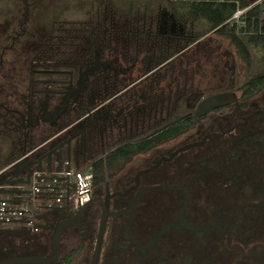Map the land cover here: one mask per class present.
<instances>
[{
  "label": "flooded vegetation",
  "instance_id": "flooded-vegetation-1",
  "mask_svg": "<svg viewBox=\"0 0 264 264\" xmlns=\"http://www.w3.org/2000/svg\"><path fill=\"white\" fill-rule=\"evenodd\" d=\"M103 58V48L98 45L89 69L80 67L76 74L71 70L60 72L64 78L58 83L55 78L32 77L31 87L25 92H30L25 103L23 97L26 94L23 93L17 98L18 106L8 107L0 101V110L8 109L14 113L12 128L23 133L24 145L18 157L20 160L14 163L18 167L15 173L22 168L21 161L24 165L30 163L29 154L69 129L67 134L53 140L43 153H36L33 162L63 142L66 143L61 151L53 150L50 157L55 153L63 155L65 151L77 163H83L77 156L88 162L94 154L99 158V138L104 129L107 130V124L101 120L100 125L105 128L99 131L102 116L99 98L89 105L82 99L81 91L89 86L92 75H99V67L109 65L124 69L134 65L128 63L125 67L120 58L114 64L106 63ZM2 66L0 61V73ZM33 71L34 75L55 73L40 68ZM162 79L166 82L161 76L155 84L165 88L166 92L168 85L162 86ZM55 84L59 87L55 88ZM242 84L229 89L238 91L237 99L204 115H198L196 111L197 124L205 123L198 132L194 131L196 125L184 134L187 136L184 142L169 144L180 136L162 145L164 148L160 146L151 151L156 156L149 155L145 167L136 170L129 167L111 179V191L122 193L112 198L111 207L122 212L109 218L108 236L103 242L99 264H264V89L244 98L240 89ZM127 88L116 94L114 100L126 93ZM41 94L46 97L38 99ZM133 98L140 100L141 94L133 95ZM57 101L59 103H55ZM132 102L117 108L118 114L114 111L112 118L118 120L126 110H132ZM51 128L54 130L46 142L31 148L37 134ZM190 143L194 144L187 146ZM24 157L27 158L22 160ZM143 169L149 170L140 172ZM152 185L162 186L149 187ZM105 194L106 187L96 191L95 196ZM101 214V204L91 202L83 211L81 221L67 226L61 237L64 233L73 235L71 228L79 224L90 229L94 238ZM72 217L74 214L66 210H55L54 229ZM8 230L0 232L3 239L0 261L11 257L5 252L4 237ZM85 249L86 244L66 264H92L94 251L91 257L81 259ZM43 253L50 255L52 249H44Z\"/></svg>",
  "mask_w": 264,
  "mask_h": 264
},
{
  "label": "trees",
  "instance_id": "trees-1",
  "mask_svg": "<svg viewBox=\"0 0 264 264\" xmlns=\"http://www.w3.org/2000/svg\"><path fill=\"white\" fill-rule=\"evenodd\" d=\"M237 1L241 6L249 3V0H170L167 7L160 6L157 16L154 17L146 12L140 14L138 11L135 13L131 10L129 19L121 25L117 24L118 21L115 16L110 15V17L107 16L108 20L99 23V29L90 22L83 33L54 36L52 41L42 45L36 52L37 54L34 55L31 62L36 60L38 64L33 69L40 68L55 72L51 73L50 76H55L56 83L64 78L63 73L60 72L71 70L76 74L80 71V67L89 69L94 49L98 45L103 48V60L106 63L114 64L121 58L120 61L123 59L125 64L132 63V60H134L135 65L137 62L140 64L135 66V69L140 72L141 76L124 84L120 74H125L127 68L120 69L109 65L99 67V75H92L89 86L84 87L81 91L84 102L90 105L97 102L99 98V105L102 104L99 131L102 132L103 127L105 128V125L103 127L100 125L101 120L107 124V130L104 129L103 135L99 138V147H102L101 150L110 149L105 154H101L99 158L93 159L91 157L89 159L95 172L96 191L105 189L107 181H111L117 175L124 173L127 166L138 155L147 154L196 127L198 118L195 112H188L178 118H171L172 116L169 115L165 118L161 117L162 119L158 122L151 123V118L157 116L155 108L157 109V106L162 105V101L159 99L152 105L154 101L152 95H147L149 87L150 90H153L156 86L155 79L157 76L160 77L161 74L165 73L164 70L169 68L168 66L174 63L175 58L181 54L184 46L180 45L179 41L184 40L185 45H189L194 39L189 33V23L202 18L206 19L211 23L212 30L230 38L237 52L247 63L250 62L251 58L249 44L264 47V34H248L243 40L235 34V29L226 23L237 9ZM251 14H257L256 9ZM251 26L253 28L250 23L249 27ZM255 26H257V22H255ZM204 34L205 32L201 36ZM157 40H160V44L158 45L156 42L151 47L150 42ZM133 48L137 53L135 56L132 55ZM144 49L146 52L143 58L138 61L139 55ZM150 50H152V57L148 58L146 53ZM143 76L145 77L141 80L142 82H135ZM124 79L127 81L131 78ZM1 87L3 91L6 89L4 86ZM58 87L55 84V88ZM125 88H127V92L121 93L116 97L117 100H114V96ZM240 89L244 98L258 94L264 89V74L250 78L241 85ZM132 92L134 96L141 94V99L133 98ZM29 94L30 92L23 97L24 103ZM133 99H136L135 102H132ZM131 102L134 104L132 110L124 109L126 110L125 113L118 120L112 118L114 111L115 114H118L117 108L120 109L119 107L124 105L128 106ZM4 103L10 107L9 101ZM163 103L165 104V102ZM122 107L121 109H123ZM12 125H14V113L8 109L0 110V166L4 163V157L8 160L15 159L23 150V133L13 129ZM140 125L143 132L148 129L153 130L140 139H129L130 134H135L133 129L140 128ZM115 128H118L117 133L119 135H121L120 132L124 133L123 130L130 132L126 136L123 135L125 140L117 146L112 145ZM85 161L87 160H83L84 164L89 163ZM52 221L53 216L49 225L40 233L32 234L23 230H8L4 237L5 252L11 256L45 255L43 250H51L52 248L51 240L54 231ZM71 229L73 234L82 238V241L68 253H65L57 264L71 262L87 241L93 238L92 231L82 225H74ZM1 234L0 245L3 240Z\"/></svg>",
  "mask_w": 264,
  "mask_h": 264
},
{
  "label": "rangeland",
  "instance_id": "rangeland-1",
  "mask_svg": "<svg viewBox=\"0 0 264 264\" xmlns=\"http://www.w3.org/2000/svg\"><path fill=\"white\" fill-rule=\"evenodd\" d=\"M169 2L170 0H0V61L3 62V71L0 73V100L2 102L9 101L10 107L18 106L17 98L29 90L32 77L55 78V76L48 74L34 75L33 67L38 63L36 60L31 62L40 47L48 41H52L54 36L81 34L90 22L99 29V23L108 20L110 15L115 16L118 21L117 24L121 25L127 22L131 10L135 13L138 11L140 14L146 12L154 17L157 16L160 6L167 7ZM189 24V33L194 39L189 45H185L184 40L179 41L180 45L184 46L181 54L175 58L174 63L168 66L169 68L164 70L165 73L160 75V77L163 75L162 77L166 78V82L162 79V86L167 84L169 87L167 86L165 92V88L159 87L156 83L157 86L151 90L152 96H150L154 100L152 105L159 99L162 101V105L157 106V109L155 108L157 116L151 118V123L158 122L162 119L161 117L165 118L169 115L172 116L171 118H178L188 112L196 113L198 103L205 96L218 91L235 89L250 78L264 74V47L262 45H248L251 58L250 62L247 63L237 52L230 38L212 30L211 23L206 19H198ZM204 32L205 34L201 36ZM97 42L99 44V39ZM156 42L158 45L160 44V40L151 41V47ZM145 52V49L141 51L138 61L143 58ZM136 54V50L133 48L132 55L135 56ZM146 54L148 58L152 57V50ZM133 61L132 63H134ZM122 63L126 67L123 59ZM137 65L140 64L137 62L136 65L127 68L125 74H120L123 84L141 76L140 72L135 69ZM5 72L6 75H4ZM144 77L136 82H142ZM160 77L157 76L155 80L158 81ZM124 78L131 79L126 81ZM150 82L152 83V81ZM1 86L6 89L3 91ZM141 89L139 90L141 91ZM43 97L46 95L41 94L38 99ZM164 97L166 98L164 99ZM204 125V121L199 122L194 131L198 132ZM141 127L140 125V128H134L133 133L135 132V134H130L129 139H140L153 130L148 129L143 132ZM53 130L51 128L48 132H39L31 148L44 144ZM70 130L55 135L53 140L61 138ZM117 131L118 128H115V136L112 139L113 146L122 143L125 140L123 135L126 136L130 133L123 130L124 133L120 132L121 135H119ZM186 137V135L181 136L175 140L178 142L172 141L169 144L174 142L173 145H176L179 142H184ZM53 140L29 154V158L31 157L29 161L33 162L35 159L33 156L39 152L43 153L53 143ZM164 147L162 146V148ZM101 149L102 147H99V157L110 148ZM55 154L51 157L52 163L56 158H59V153ZM62 154L64 156L65 151ZM149 155L154 157L156 153L149 152L138 155L127 168L133 167L136 170L145 167ZM77 157L80 162L83 161L82 156ZM97 157V155H93V159ZM3 160L4 163L0 166V172L6 174L17 170V165L12 164L18 160V156L12 160L4 157ZM42 160L43 163H46L47 155ZM6 180L7 176L0 175V183ZM98 226L92 241H87L81 259L85 256L91 257L96 244ZM81 239L75 234L69 236L68 233L66 235L64 233L60 239L61 257L71 248L77 246L82 241Z\"/></svg>",
  "mask_w": 264,
  "mask_h": 264
},
{
  "label": "built area",
  "instance_id": "built-area-1",
  "mask_svg": "<svg viewBox=\"0 0 264 264\" xmlns=\"http://www.w3.org/2000/svg\"><path fill=\"white\" fill-rule=\"evenodd\" d=\"M237 4L226 21L235 29V34L243 40L248 34H264V0H251L245 6L239 1ZM255 9L257 14H251ZM250 23L253 28L249 27ZM0 175L7 176L0 183V231L40 233L45 223L52 220L55 210L68 211V207L75 212L96 193L92 162L80 164L66 154L61 160L56 158L51 166L47 160L41 165L36 162L31 169L25 167L17 175L13 171L0 172Z\"/></svg>",
  "mask_w": 264,
  "mask_h": 264
},
{
  "label": "water",
  "instance_id": "water-1",
  "mask_svg": "<svg viewBox=\"0 0 264 264\" xmlns=\"http://www.w3.org/2000/svg\"><path fill=\"white\" fill-rule=\"evenodd\" d=\"M238 97V91L235 90H224V91H219V92H215L212 94H209L207 96H205L204 98H202L200 100V102L197 105V114L198 115H204L210 111H212L214 108L226 105L228 103H230L231 101L237 99ZM102 106L99 105V108ZM61 111H58L57 113H60ZM68 142H71V139L68 140ZM66 142H63L61 144H59L57 147H55L53 150H60L63 147V145ZM194 143H190L187 146H191ZM53 150L47 152L45 155H49L48 161H49V165L51 166V153L53 152ZM45 155H42L41 158H39V160L35 161V162H30L27 163L26 165H24L23 161H21L22 164V168L20 170H18L15 174H19L21 173L25 167L31 169V167L36 163L39 162V164H42V159L45 157ZM70 156V155H69ZM24 157L22 160H25ZM62 155L59 153V160H61ZM149 169H143L140 172H146ZM106 194L105 195H96L94 196L88 203H86L85 205H83L79 210L73 212L71 210L68 209V207H66V209L68 210V212L70 214H74V217L63 220L62 222H60L54 229L53 231V235H52V240H51V247H52V253L50 255H15V256H11L8 257L2 261H0V264H11V263H15V262H19V263H26V264H55L59 261V259L61 258L62 255V247H61V234L62 231L69 225L75 224L79 221H81L82 218V214L83 211L87 208V206L91 203V202H99L102 206V214H101V219H100V224H99V228H98V233H97V238H96V244H95V248H94V253H93V259H92V264H99V259L101 256V251H102V247H103V242L106 236V232H107V227H108V222H109V218L112 214H116V213H120L122 212V210H113L111 207V201L112 198L118 194H122L121 192H112L111 191V185H110V181H107L106 183ZM158 186H162V185H152L149 187H158ZM137 203V201H136ZM130 205L127 208L123 209V211L129 209L130 207H133L136 205ZM187 203V195L185 197V202H184V206ZM49 225V222L47 221L45 223V227H47Z\"/></svg>",
  "mask_w": 264,
  "mask_h": 264
}]
</instances>
